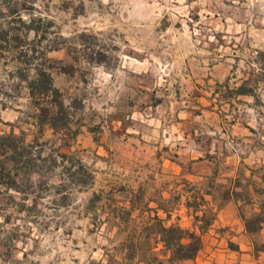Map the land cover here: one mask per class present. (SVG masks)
<instances>
[{
    "label": "rangeland",
    "instance_id": "374dc122",
    "mask_svg": "<svg viewBox=\"0 0 264 264\" xmlns=\"http://www.w3.org/2000/svg\"><path fill=\"white\" fill-rule=\"evenodd\" d=\"M260 52L264 0H0V136L14 137L0 143V264H179L154 234L128 248L159 188L167 226L190 191L158 162L174 159L150 122L158 110L206 143L198 114L214 90L226 126L252 119L235 98L244 82L263 93ZM39 70L64 106L55 129L37 119L50 100L31 94Z\"/></svg>",
    "mask_w": 264,
    "mask_h": 264
},
{
    "label": "crops",
    "instance_id": "0c3cea01",
    "mask_svg": "<svg viewBox=\"0 0 264 264\" xmlns=\"http://www.w3.org/2000/svg\"><path fill=\"white\" fill-rule=\"evenodd\" d=\"M235 99L245 103L244 111L252 119H232L226 126L227 116L219 110L221 104L228 105L224 91L214 90L207 104H200L207 107L198 114L209 124L206 143L196 136L198 132L191 138L176 123L166 126L158 110L150 122V142L158 149L169 147L174 159L159 154L158 162L169 169L168 177L180 179L190 189L180 210L190 222L184 226V217L178 214L176 223L196 232L204 227L196 256L179 264H264V91L258 102L253 95H237ZM231 136L237 140L236 147L229 141ZM180 189L178 186L173 191ZM156 193L147 209L151 216L157 212L166 219L161 202L169 193L163 188ZM168 213L166 223L174 217ZM203 216H209L208 224H203ZM258 217L263 221L258 223Z\"/></svg>",
    "mask_w": 264,
    "mask_h": 264
},
{
    "label": "trees",
    "instance_id": "16d2710c",
    "mask_svg": "<svg viewBox=\"0 0 264 264\" xmlns=\"http://www.w3.org/2000/svg\"><path fill=\"white\" fill-rule=\"evenodd\" d=\"M29 29L37 32L35 28ZM258 56L260 61L259 70L263 76L261 81L264 85V53L260 52L258 53ZM28 85L32 96L37 93L43 98V100L48 99V97L50 98L49 101H46L43 104H37L39 112L37 114V119L40 123L45 122L50 127L55 129L56 121H58L57 116L63 112L64 106L62 101L58 100V90L53 88L50 76L46 72L39 70L36 73V77L28 82ZM236 92L238 95L252 94V90L250 88H246L245 82L237 88ZM10 139H14V137L11 135L0 136L1 146L5 149H9V146L5 143ZM61 156L66 157V154H61ZM6 177H9V174H6ZM11 187L16 190L15 186L12 185ZM130 210H134V208L127 210L128 216L130 214ZM162 211L166 213V219H161L157 215V212H154L153 216L150 215L149 218H147V221L143 224L138 234H135L136 230L131 232L128 241V248L130 249L132 257L135 255L134 251L141 248V246H145L150 240V236L154 234L157 236L153 239L156 247H161L160 252L164 254V257L169 263L193 259L201 248V233L203 232L204 227H198V232H196L195 230L183 228L177 223L167 226L166 221L169 219V213L165 209H162ZM262 221L263 219L258 217V223ZM202 222L203 224H208V219L203 216ZM140 233L142 234L141 237L139 235ZM153 260H157V257H153Z\"/></svg>",
    "mask_w": 264,
    "mask_h": 264
}]
</instances>
